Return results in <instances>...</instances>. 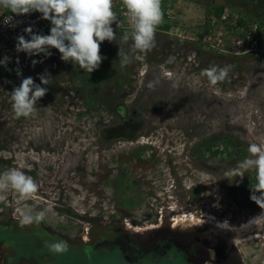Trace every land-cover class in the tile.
Here are the masks:
<instances>
[{
    "label": "rangeland",
    "instance_id": "rangeland-1",
    "mask_svg": "<svg viewBox=\"0 0 264 264\" xmlns=\"http://www.w3.org/2000/svg\"><path fill=\"white\" fill-rule=\"evenodd\" d=\"M162 10L155 47L126 67L115 41L101 44L106 59L92 73L62 61L54 48L50 57L38 55L42 62L26 77L40 83L47 72L52 85L29 118L17 119L11 109L8 93L21 82L0 86V173L18 168L39 185L28 201L3 193L0 227L22 239L0 238V264H92L80 237L139 234L168 223L220 232L215 221L232 225L255 212L247 182L255 171L242 179L225 173L250 156V144H264V0H162ZM122 20L114 29L118 42L130 30ZM254 23L256 51L246 39ZM131 43L120 46L130 52ZM212 65H232L215 86L200 76ZM215 138H230L244 153L213 156L224 148ZM24 203L48 209L45 219L21 226ZM58 240L68 242L67 252L49 251ZM93 262L125 264L115 252Z\"/></svg>",
    "mask_w": 264,
    "mask_h": 264
},
{
    "label": "clouds",
    "instance_id": "clouds-1",
    "mask_svg": "<svg viewBox=\"0 0 264 264\" xmlns=\"http://www.w3.org/2000/svg\"><path fill=\"white\" fill-rule=\"evenodd\" d=\"M122 4L130 21V30L124 31L118 42L112 27L115 23L119 28L120 23L113 11L114 0H0V8L8 9L15 16L40 13L41 19L51 24L48 35L34 32L32 26L24 28L23 31L30 38L26 39L24 35L16 37L17 53H25L29 57L40 54L50 57V49L54 48L60 53L62 61L75 63L87 73L98 70L106 59L101 55V44L104 41L118 43L117 55L122 68L130 65L134 58H139L135 56L137 52L147 53L155 47L156 30L164 19L162 0H122ZM12 20V15L7 16L4 23L9 24ZM129 41L132 42L130 52H126L120 45L128 44ZM173 60L174 57L169 58V62ZM9 62L10 57L5 55L0 59V66L7 69ZM41 62L32 60V65ZM16 63L19 64L18 58ZM231 70L232 65H212L202 69L200 76L205 77L211 86H215L225 81ZM15 71L17 76H22L19 68ZM51 77L47 72L39 74L40 83H36L31 76L23 78L20 85L8 93L15 118H29L36 113L38 102L47 94L48 86L52 85ZM147 87L152 89L154 82L150 81ZM248 152L250 156L226 172L225 178L242 179L245 172L255 171L256 183L250 186V199L262 211L239 227L231 225L227 219L215 221V227L220 231L234 232L237 228H247L264 233V144L252 143ZM38 190L39 185L35 179L18 168H9L0 173V202L5 199L3 193L9 191L18 194L21 201H28L36 197ZM17 211L21 226H26L40 224L48 209L36 211L31 205L24 203ZM233 242H238L235 236ZM46 246L54 254L65 253L69 249L65 240H58Z\"/></svg>",
    "mask_w": 264,
    "mask_h": 264
},
{
    "label": "flooded vegetation",
    "instance_id": "flooded-vegetation-1",
    "mask_svg": "<svg viewBox=\"0 0 264 264\" xmlns=\"http://www.w3.org/2000/svg\"><path fill=\"white\" fill-rule=\"evenodd\" d=\"M243 153V149L236 148L231 159H238ZM252 180L247 181L248 184H255L256 176H252ZM254 210L251 216L261 209L256 205ZM243 222L232 225L240 226ZM261 234L262 237L257 240L234 243L232 234L214 232L195 224L183 228L168 223L167 226L145 229L139 234L119 229L110 235H103L99 240L88 237L87 241H83L80 237L82 244L79 250L92 264L101 252H115L125 264H264V233ZM244 244H249L246 253L242 250Z\"/></svg>",
    "mask_w": 264,
    "mask_h": 264
},
{
    "label": "built area",
    "instance_id": "built-area-1",
    "mask_svg": "<svg viewBox=\"0 0 264 264\" xmlns=\"http://www.w3.org/2000/svg\"><path fill=\"white\" fill-rule=\"evenodd\" d=\"M113 11L119 18V27H121V24L123 23L122 19H125L128 23V27L130 28V21L126 15V10L123 4L113 8ZM165 13L167 17L170 16V12L168 10H166ZM10 15L13 16L12 22L5 24V18ZM223 19H225V17H223ZM28 26H32L34 32H39L44 35H48L50 33L51 24L49 21L41 19L40 13L15 16L14 14H11L8 9L0 8V59H3L5 55L10 57L7 69L0 66V86H3L4 88L20 83L33 67L32 60H38V56L29 57L27 54L17 53L15 50L16 37L18 35H24L26 39L30 38L28 34L23 31V29ZM112 27L113 29L118 28L115 23L112 24ZM257 29L258 25L257 23H254L249 25L246 31V39L248 41H253V44L249 49L254 51L258 50V44L254 41ZM17 58L19 59V64L16 63ZM17 68L21 70L22 76H17L15 71Z\"/></svg>",
    "mask_w": 264,
    "mask_h": 264
},
{
    "label": "trees",
    "instance_id": "trees-1",
    "mask_svg": "<svg viewBox=\"0 0 264 264\" xmlns=\"http://www.w3.org/2000/svg\"><path fill=\"white\" fill-rule=\"evenodd\" d=\"M215 10H216V14H217V13H218V10H220V9H215ZM218 139H219V138H217V139L215 138L214 140H215V141H218ZM219 140L222 141V144H223V147H224V148H223V150H222L221 152H219V150H215V151L212 153V155H213V156H217L218 153H221L222 155L226 156L227 159H229L230 157L232 158V154H231V152H228L227 149H228L229 147H231L233 150L235 149V146H234V144H233V141H232L230 138H221V139H219ZM208 149H209V148H208ZM233 150H232V151H233ZM0 238H3V239H9V238H12V239L16 240V242H17L18 244L21 243V239H22L21 236L15 234V233H13V234H9V233H7V231H6L5 229L1 228V227H0Z\"/></svg>",
    "mask_w": 264,
    "mask_h": 264
},
{
    "label": "bare ground",
    "instance_id": "bare-ground-1",
    "mask_svg": "<svg viewBox=\"0 0 264 264\" xmlns=\"http://www.w3.org/2000/svg\"><path fill=\"white\" fill-rule=\"evenodd\" d=\"M237 227H239V226H237ZM214 228H216L215 225H214ZM255 231H256V229L250 230L247 228H237L234 232H231V231H228V232L220 231V232L226 233V234H232V235L236 236L237 241H238L236 243H240L242 241L259 239L260 237H262V234L259 235L260 233L258 234V232H255Z\"/></svg>",
    "mask_w": 264,
    "mask_h": 264
}]
</instances>
